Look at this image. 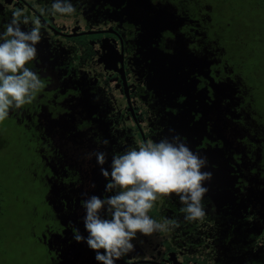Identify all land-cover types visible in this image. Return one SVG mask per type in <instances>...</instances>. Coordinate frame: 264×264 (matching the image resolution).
I'll list each match as a JSON object with an SVG mask.
<instances>
[{
    "label": "flooded vegetation",
    "instance_id": "obj_1",
    "mask_svg": "<svg viewBox=\"0 0 264 264\" xmlns=\"http://www.w3.org/2000/svg\"><path fill=\"white\" fill-rule=\"evenodd\" d=\"M39 2L44 9L51 8L52 0ZM136 2L71 0L76 13L68 17L51 14L41 16L25 0H0V31L1 26H6L12 19L7 7H20L30 18L39 17L41 23L46 25L41 29L43 39L37 46L38 58L28 65L39 73L41 79L47 81L44 82L46 86L42 93L36 95L31 105L20 109L24 112V117L10 115L24 123L25 134L28 135V130L34 132L32 137L37 136L41 142L38 150L51 166L54 165L50 160L51 154L57 160H62L65 168L72 163L66 161L67 153L56 148L54 143L52 145L51 139L54 134H60L63 129L72 125L83 126L88 129V133H92L88 135V149L94 148V153L100 149L106 152L108 162L104 167L109 170L113 153H123L149 140L159 142L168 138L172 141L176 136L181 137V142H185L193 152L207 158L208 165L203 171L211 172L212 179L204 185L209 189L203 200L207 213L205 219L185 221V214L181 212L183 205L178 196L173 194L170 198H161L150 215L160 222L175 219L180 227L166 233H154L152 236L138 234L133 241L134 251L116 264H264V213L256 198L251 195L254 180L252 176L241 172L230 144L223 134L214 129V121L212 131L208 130L206 133L204 118H210L206 115L215 109L214 106L212 110L206 109L205 115L201 111L204 102L195 94H179L181 92L172 90L168 93V99L164 98L166 96L162 91L167 81L160 78L162 66H158L156 61H166L168 54L172 52L171 40L177 35L173 26H169V30H163L159 26L157 19L162 20L159 2L140 0L138 5ZM21 27L27 31L32 25ZM77 38L88 44L94 53L89 70L76 64ZM90 41L94 43L89 44ZM193 46L196 47V44ZM186 49L189 54H198L193 47ZM145 52L150 55L145 57ZM185 57L189 60L188 56ZM211 61L195 67V76H192L195 77V89L205 88L208 91L205 86L198 87V83L204 81L210 87L214 81L217 71L212 69L214 62L213 59ZM150 65L157 66L158 72L150 71ZM75 67L81 69L78 71ZM94 72L105 76L108 80L106 87L100 85L98 76L93 77ZM109 90L113 92L115 102H118L116 93L124 99L119 109L108 102ZM47 94L50 97L45 98ZM82 96L87 97L90 102L88 121L77 126L65 123V116L70 115H63L68 112L66 101ZM57 104L60 107L58 111L55 110ZM204 105L211 107L208 103ZM141 107L152 112L148 121L138 119ZM195 111L202 112L203 116H196ZM122 114L130 116L136 126L135 130L127 131L120 125L119 117ZM170 114L173 116V125L167 126L164 123L169 120ZM36 125L43 130H33L32 127ZM49 127L52 136L47 133ZM137 136L140 144L136 142ZM90 139L94 142H89ZM104 140L109 143L104 145ZM90 159L94 161L96 158L91 156ZM61 172L64 175V170ZM73 173L82 181L78 170ZM89 174L88 190L84 187L88 198L92 195L101 198L110 195L105 192L108 181L101 175L100 166L98 165L96 173ZM94 176L96 177L93 178ZM81 181L76 184L81 185ZM49 184L52 185L50 181ZM85 192H82L83 198L79 200L75 194L72 195L73 202H70V197L55 201L58 202V207L49 201L53 220L42 228L41 244L49 252L47 255L42 249V264L63 263L61 243L71 244L74 229L79 232L82 229L75 214L78 208L84 209L79 202L85 200ZM254 205L257 207L255 211L252 210ZM80 234L84 237L88 235L85 229ZM76 245L81 247L88 264H98L95 252L85 242ZM204 249L208 251L207 255H204ZM68 260L71 261V257Z\"/></svg>",
    "mask_w": 264,
    "mask_h": 264
},
{
    "label": "rangeland",
    "instance_id": "obj_2",
    "mask_svg": "<svg viewBox=\"0 0 264 264\" xmlns=\"http://www.w3.org/2000/svg\"><path fill=\"white\" fill-rule=\"evenodd\" d=\"M25 1L35 7L38 12L43 8L39 0ZM136 1L140 3V0ZM191 1L193 3V6H190L191 11L173 10L176 17L172 14L170 5L161 6L159 10L160 18L162 13L166 19L170 17L177 21V24L171 21H167L166 24L159 18L157 19L163 30H169V26H173L175 35H177L175 39L171 40L173 51L168 54L166 61L164 59L162 61L157 59L156 61L158 66H162L160 78L167 81L162 94L166 96L164 97L166 100L168 93L172 90L176 93L181 92L179 94H195L199 100H203L204 104L208 103L211 106L202 104L201 111L205 115L207 114L206 109L212 110V107H215L210 114L206 115L210 118H204L206 133L208 130L212 131L211 126L212 121H214V129L223 134L226 142L230 144L241 172L252 176L255 184L250 189L251 195L256 198L262 213H264V204H262L264 201V47L251 39H243L235 35L230 17L222 15L224 10L222 0ZM17 8L20 7H7L11 18L12 12ZM181 18L187 21L180 22ZM22 26L28 27V25ZM1 27V31L6 28L5 25ZM192 39L196 47L193 46ZM91 43L94 42L90 41L89 44ZM184 43L186 47L195 48L201 55L208 54L209 57H213L214 66L212 69L217 71L214 81L210 87H207L204 81L198 83V87L205 86L208 91L205 88L195 89V77H192L195 76V73H193L192 64H198L202 60L192 55L190 56L191 64L188 66V62L184 59L188 54L184 50ZM76 48L77 66L89 70L94 54L92 49L79 38L76 39ZM149 55V52L144 53L145 57ZM205 61L208 62L207 59ZM79 67H75V69L79 71L81 69ZM149 69L152 72L159 70L157 66L152 67L151 65ZM97 76L100 79V85L106 87L108 80L105 76L94 72L93 77ZM40 93L42 91L37 95ZM48 97H50L49 94L45 96V98ZM115 97L118 102L114 101L113 92L109 90L108 102L119 109L124 99L119 93H116ZM86 98L82 96L75 100L66 101L68 112L63 115H70L65 116L67 119L65 123L77 126L88 121L90 102ZM205 98L206 101H204ZM102 106L104 107V105ZM55 110H60L58 104ZM151 113L150 110L141 107L138 110V119L144 118L148 121ZM10 114L16 117H24V112L20 109H14ZM10 114L4 122L0 123V127L3 126L5 129L4 133H0V208L6 213L0 227V251L5 260L1 258L0 264H7L8 262L42 264V259L32 255L34 245L40 249V244L37 238H34V234L40 233L44 225V217H47L48 213L49 220L52 219L50 209L47 208L50 204L49 201L58 207L59 204L55 201L70 197V202H73L72 195L75 194L79 200L83 198L84 187L88 190L89 173H96L98 167L96 159L92 161L88 158L90 153H94V148L88 149V135L92 133H88V129L83 126L73 127L74 125H72V127L63 129L60 134H54L51 138L53 140L52 145L54 143L56 148L66 152V161L72 163L69 164L68 168H65L62 160H57L50 150V160L54 163L51 166L42 158V153L38 150L41 142L37 136L32 137L34 132L28 130V135L25 134L26 126L24 123ZM193 115L194 112L191 113V116ZM195 115L203 116L202 112L196 111ZM172 117L170 114L169 120L164 124L172 126ZM119 120L120 125L127 131L136 129L128 114H122ZM28 126L30 127V125ZM32 128L33 130H43L37 125ZM6 132H8L10 140L20 141V148L15 147V142L7 139ZM47 133L52 136L51 127L47 129ZM211 135L214 134L211 133ZM139 141L140 138L137 136L136 142L138 144H140ZM89 142H94V140L90 139ZM99 151L102 150L96 152ZM92 157L96 158L95 155ZM8 163L13 164L14 168L11 165H5ZM62 170H64V175ZM77 170L81 173L82 181L73 173ZM48 179L52 185L49 184ZM80 181L81 185L78 186L76 182ZM256 183H261L260 185L263 187H257L260 185ZM84 198H88L86 192ZM81 203L82 201L79 202V205ZM75 208L76 204L74 205ZM256 208L255 205L252 206L253 211ZM64 210L71 212L65 208ZM84 215V209L78 208L76 210L75 216L82 227L80 232L85 229ZM72 223L73 221L70 222V224ZM61 244L62 264H88L81 247L76 245L77 242L74 239L71 244ZM41 248L44 253L49 255L42 244ZM207 253L208 251L204 249V255ZM69 257H71V261L68 260Z\"/></svg>",
    "mask_w": 264,
    "mask_h": 264
},
{
    "label": "clouds",
    "instance_id": "obj_3",
    "mask_svg": "<svg viewBox=\"0 0 264 264\" xmlns=\"http://www.w3.org/2000/svg\"><path fill=\"white\" fill-rule=\"evenodd\" d=\"M76 8L71 0H52L50 9H40V15L72 16ZM32 27L24 30L22 25ZM39 17L30 18L22 8L12 12V19L0 32V123L12 110L31 105L37 93L45 88L39 73L28 65L37 60V46L43 39ZM176 136L159 142L146 141L123 153H113L110 170L107 153L95 155L101 175L108 181L106 197L92 195L82 201L86 215L83 218L87 237L74 229L77 243L85 242L95 252L98 264H116L122 257L134 251L137 235L152 236L180 227L175 219L157 221L150 215L156 202L173 194L183 205L181 212L188 222L203 221L206 217L203 200L209 189L212 173L203 171L206 157L193 152ZM107 145L108 140L103 141ZM95 187V185H93Z\"/></svg>",
    "mask_w": 264,
    "mask_h": 264
},
{
    "label": "trees",
    "instance_id": "obj_4",
    "mask_svg": "<svg viewBox=\"0 0 264 264\" xmlns=\"http://www.w3.org/2000/svg\"><path fill=\"white\" fill-rule=\"evenodd\" d=\"M158 5L164 6V5H170L172 7V14L175 16L173 13V10L175 9L176 11L179 9L181 11L186 12V10H192L190 6H193V3L191 0H158ZM222 3L224 4V10L222 15L224 16H229L232 25H233V31L236 36H239L243 39H251L253 42H257L258 45H261L264 47V0H222ZM208 9H210L208 7ZM176 17V16H175ZM182 20L180 22H185L187 21L186 19L181 18ZM171 21L174 24H177L176 19H172L168 17L165 22ZM176 38V36H175ZM184 50L187 52L185 43H184ZM173 51V48H172ZM188 56L189 60L184 57V59L188 62V66L191 64V58L192 54H186ZM194 57L200 58L202 61L198 64H192L194 69L197 67L199 64L206 65L209 60L213 59V57H209L207 55H201L200 53L198 54H193ZM205 59L208 60L206 63ZM5 129L3 126L0 127V133H4ZM7 134V139L9 141H13L16 143L15 147L20 148V141L18 140L17 142L15 140H10L8 138V132ZM5 165H11L13 168V164L8 163ZM50 209V205L47 207ZM50 212V210H49ZM6 216L5 211H2L0 208V227L2 224V219ZM53 218L49 220V213L48 216L44 217V225H48L52 222ZM49 221V223H47ZM47 223V224H46ZM44 229H41L39 234H34V238H37L39 244H40V249L35 247V245L32 247V255L34 257H38L41 259V236L42 232ZM34 244V243H33ZM5 260L4 256L2 255L0 251V259ZM7 264H14L8 262ZM21 264V263H17Z\"/></svg>",
    "mask_w": 264,
    "mask_h": 264
},
{
    "label": "water",
    "instance_id": "obj_5",
    "mask_svg": "<svg viewBox=\"0 0 264 264\" xmlns=\"http://www.w3.org/2000/svg\"><path fill=\"white\" fill-rule=\"evenodd\" d=\"M161 19H162V20H165V19H166L165 17L162 16V13H161Z\"/></svg>",
    "mask_w": 264,
    "mask_h": 264
}]
</instances>
